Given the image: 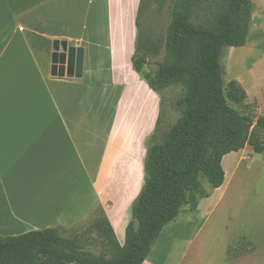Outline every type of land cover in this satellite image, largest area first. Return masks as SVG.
I'll list each match as a JSON object with an SVG mask.
<instances>
[{"label":"crops","instance_id":"obj_1","mask_svg":"<svg viewBox=\"0 0 264 264\" xmlns=\"http://www.w3.org/2000/svg\"><path fill=\"white\" fill-rule=\"evenodd\" d=\"M251 1L246 44L234 47V53L240 51L251 61L250 85L242 76L234 80L249 99L250 92L257 90L264 96V0L257 5ZM140 3L0 0V236L71 229L97 207L105 212L116 237L118 228L126 230L130 208L144 184L147 141L162 103L160 94L133 65ZM128 5L130 25L121 12ZM102 14L106 37L98 25ZM95 40L94 47L111 56L107 65L96 64V52L90 47ZM261 43L262 56L256 57ZM65 46L84 48L82 78L51 75V57L56 48ZM88 59L87 72L99 76L101 86L85 82ZM103 72L109 74L108 84ZM98 87L101 93H96ZM109 96V111L114 113L105 117L99 112L97 117L104 122L95 127L92 121L89 126L91 120L83 117L84 112L96 105L103 110ZM136 103L134 118L147 111L148 122L143 132L130 136L124 118ZM200 207L199 203L195 211Z\"/></svg>","mask_w":264,"mask_h":264},{"label":"trees","instance_id":"obj_2","mask_svg":"<svg viewBox=\"0 0 264 264\" xmlns=\"http://www.w3.org/2000/svg\"><path fill=\"white\" fill-rule=\"evenodd\" d=\"M149 1L141 0L138 11L134 69L160 96L173 86L181 87L184 96L176 102L179 119L162 129L158 118L150 137L144 184L130 208L124 245L97 207L92 230L99 243H83L78 227L71 228L70 235L58 227L0 236V264H145L163 230L210 197L202 189L201 177L213 189L221 188L224 157L246 147L255 123L264 129V117L255 121L230 105L243 104L247 94L238 82L226 83L221 63L227 49L246 44L252 1L221 0L214 23L197 26L193 20L203 0H171L165 38L139 32ZM159 56L156 70L146 72L144 61ZM254 151L262 153L264 148L257 145ZM98 244L102 249L97 252Z\"/></svg>","mask_w":264,"mask_h":264},{"label":"rangeland","instance_id":"obj_3","mask_svg":"<svg viewBox=\"0 0 264 264\" xmlns=\"http://www.w3.org/2000/svg\"><path fill=\"white\" fill-rule=\"evenodd\" d=\"M220 1L203 0L201 9L198 11L199 15L194 18L193 24L197 26L212 25L221 12ZM259 1L261 0H253L255 5L259 4ZM149 2L146 14L140 19L142 24L139 32L140 34L144 31L151 32L155 38L157 36L165 38L167 25L170 21L172 1L151 0ZM131 10L132 7L129 5L126 8H121L123 17L127 18V25L131 23ZM105 24V15L102 14L98 25L102 36L106 37ZM100 40L101 37L98 41L100 42ZM92 42L93 45L90 47L96 52L97 66H101V63L107 65L111 56L104 49L94 47L96 46L94 44L97 43L96 40ZM70 43L73 44V42ZM261 47L262 43L256 50L260 53L256 57L262 56ZM237 52L234 53V48L227 49L221 61L226 71L225 81L229 84L231 81L237 80L238 76H242L246 85L249 86L254 79L250 72V58L245 59L240 51ZM117 60L118 57H116V62ZM160 60H162V56L148 57L144 61L143 68L146 72L154 71L157 68L155 63ZM89 64L88 59L85 61V82L93 83L95 86H98V83L103 84L99 76L87 72ZM105 74L103 79H106L108 84L109 74L108 72ZM259 78L262 79V76ZM94 89L96 93H101L102 87ZM250 93V99L247 97L243 104H236L232 101L229 103L240 113L256 121L258 118L264 117V96L260 95L259 90ZM183 96L184 92L178 86L168 88L161 95L159 120L162 129L179 119L181 114L176 102ZM107 101L108 104L104 105V109L101 111L96 105L94 109L89 108V111L84 112L83 117L91 120L89 126L93 122L92 126L95 127L99 126V122H104L97 117L99 112L102 113L101 116L105 117H110L114 113L113 110L109 111L111 96ZM137 108L138 103L133 105L128 116L124 118L125 127L130 130L127 134L130 136L135 131L143 132L148 122L147 111H144L142 115L138 114L139 117L141 115L140 118H134ZM122 114H124L123 108L118 123ZM133 121H135L134 124ZM252 133L251 141L241 152L231 153L223 159V167L227 174L225 185H223L225 188L222 186L219 189H213L208 181L201 177L202 189L205 193H210L211 198L201 200V207L198 211L182 213L175 222L163 230L149 255V264H264V151L262 153L254 151L257 145L264 148V129L259 128L255 123ZM96 215L97 212L94 211L76 226L78 227L76 232L83 234V243H99L100 239L97 233L92 230ZM127 221H130V213ZM61 232L63 235L71 234V230L66 228ZM117 238L120 244L124 245L125 230L118 228ZM101 249L102 246L98 244L96 251H101Z\"/></svg>","mask_w":264,"mask_h":264},{"label":"water","instance_id":"obj_4","mask_svg":"<svg viewBox=\"0 0 264 264\" xmlns=\"http://www.w3.org/2000/svg\"><path fill=\"white\" fill-rule=\"evenodd\" d=\"M84 73V48H56L52 55L51 75L61 78H82Z\"/></svg>","mask_w":264,"mask_h":264}]
</instances>
